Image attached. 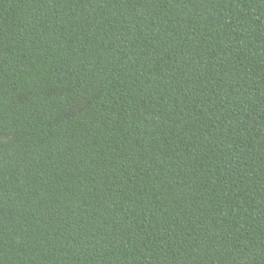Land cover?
Segmentation results:
<instances>
[{
    "label": "trees",
    "instance_id": "trees-1",
    "mask_svg": "<svg viewBox=\"0 0 264 264\" xmlns=\"http://www.w3.org/2000/svg\"><path fill=\"white\" fill-rule=\"evenodd\" d=\"M0 264H264V0H0Z\"/></svg>",
    "mask_w": 264,
    "mask_h": 264
}]
</instances>
